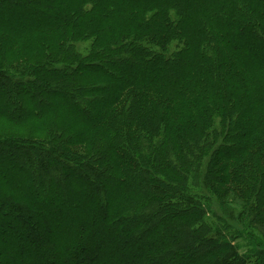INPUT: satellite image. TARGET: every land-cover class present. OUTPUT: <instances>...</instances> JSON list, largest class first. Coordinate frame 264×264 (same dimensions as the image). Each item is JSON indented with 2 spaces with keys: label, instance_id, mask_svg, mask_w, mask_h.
<instances>
[{
  "label": "trees",
  "instance_id": "trees-1",
  "mask_svg": "<svg viewBox=\"0 0 264 264\" xmlns=\"http://www.w3.org/2000/svg\"><path fill=\"white\" fill-rule=\"evenodd\" d=\"M263 7L0 0V264H264Z\"/></svg>",
  "mask_w": 264,
  "mask_h": 264
},
{
  "label": "rangeland",
  "instance_id": "rangeland-1",
  "mask_svg": "<svg viewBox=\"0 0 264 264\" xmlns=\"http://www.w3.org/2000/svg\"><path fill=\"white\" fill-rule=\"evenodd\" d=\"M261 12V13H260ZM260 12H258V13H260L261 14V16H262V18H263V12H264V7H263V9L262 10H260ZM185 26L187 27V28H189L190 26H191V24L189 23V22H186L185 23ZM82 47V49H84V47L83 46H81ZM156 46H154V51H156V55H158V54H160V51H159V48H155ZM183 47H182V45H176L175 43H173V44H171V45H169L168 46V49H167V51H165L164 52V57L166 58V57H169L170 56V54H172V53H176L177 51H179L180 49H182ZM86 51V50H85ZM223 57H225V55L223 54ZM193 59L191 58L189 61H187V60H185L184 61V63H185V66L187 67V69H189L191 66H193ZM63 201L65 202V200L63 199ZM225 218V220H227V218L226 217H224ZM257 231H259V234H261L262 236H263V240H264V230H262V231H260V229L259 228H257L256 229ZM258 234V235H259ZM261 237V236H260ZM236 243H237V245L240 247V253L241 254H243L244 252L246 253V251H247V249L245 250V249H242L243 248V246H244V243H243V239H238V240H236ZM37 247V246H36ZM259 249L255 246V251H258ZM41 247L38 245V250H37V255L38 256H40V254H41ZM42 263V261L40 262V264Z\"/></svg>",
  "mask_w": 264,
  "mask_h": 264
}]
</instances>
